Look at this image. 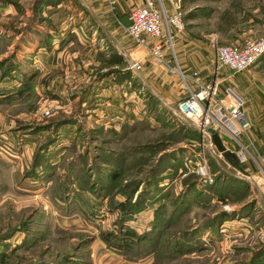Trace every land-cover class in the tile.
Wrapping results in <instances>:
<instances>
[{"label": "rangeland", "instance_id": "rangeland-1", "mask_svg": "<svg viewBox=\"0 0 264 264\" xmlns=\"http://www.w3.org/2000/svg\"><path fill=\"white\" fill-rule=\"evenodd\" d=\"M45 1L0 0V264H264V165L240 163L225 133L230 158L195 129L194 137L173 129H193L175 105L190 87L186 77L208 79L213 65L197 70L215 46L264 36V0H179L183 28L166 64L126 35L121 0ZM109 49L139 65L126 69L134 84L102 75ZM217 71L234 79L241 109L264 104V53L241 72ZM61 124L63 148L44 172L33 166L37 148ZM163 153L173 162L165 158L155 173ZM107 168L123 171L121 180L106 179ZM129 181L136 191L116 190ZM108 183L103 199L81 189ZM125 197L137 200L125 224L148 237L127 253L101 238L118 217L108 199ZM220 211L228 216L217 225Z\"/></svg>", "mask_w": 264, "mask_h": 264}, {"label": "built area", "instance_id": "built-area-1", "mask_svg": "<svg viewBox=\"0 0 264 264\" xmlns=\"http://www.w3.org/2000/svg\"><path fill=\"white\" fill-rule=\"evenodd\" d=\"M106 1L110 5L115 2ZM164 1L142 0L139 6L129 10L128 24L124 27L126 35L132 41L145 47L153 60L162 64L169 62L166 58L167 48L172 49L173 37L183 28L179 0H166L172 7L170 13L165 9ZM162 38L163 41L160 40ZM263 52L264 36L244 39L236 44L218 45L215 46V65L216 68L225 66L233 73H238L252 65ZM130 67L138 69L139 65L131 63ZM180 75L183 77L181 73ZM186 79L190 87L185 83L186 95L175 105L177 115L189 121L203 140L208 138L210 128L225 133L235 142L233 150L240 163L251 159L254 163L264 165V155L255 153L250 142L240 139L249 129V122L235 91L226 87L219 94L218 83L213 78ZM43 113L48 115L49 110L45 109Z\"/></svg>", "mask_w": 264, "mask_h": 264}, {"label": "trees", "instance_id": "trees-1", "mask_svg": "<svg viewBox=\"0 0 264 264\" xmlns=\"http://www.w3.org/2000/svg\"><path fill=\"white\" fill-rule=\"evenodd\" d=\"M51 2V0H46L44 3L45 4H49ZM40 3H43L42 1H40ZM234 5V4H233ZM222 13V19L224 20L225 18H227L228 14L225 11V14ZM192 15L191 13L189 14V16ZM246 15H248V13H246ZM245 17V16H244ZM222 20V21H223ZM126 24H128V20L126 22ZM110 50V54L109 56L103 60L102 62V66L107 68V71L102 73V75H108L111 74L112 78L115 81H118L119 83L122 81H129L131 84H134L133 79H130V74L127 70H121V68L124 66V61L122 59V57L115 51H113V49H109ZM264 53V52H263ZM262 53V54H263ZM261 54V55H262ZM3 66V63H0V68ZM101 76V75H99ZM28 80L29 78L24 77L23 76V80H22V84L24 85V88H26L28 86ZM20 89L15 91L13 94L15 95H21L23 93V91L25 89ZM12 93L7 94L6 96L3 97V99H1V101H5L7 98H9ZM158 103V102H157ZM148 105V107L150 109H155L157 108V104H156V100H154V98L150 97L148 98V101L146 103ZM125 122H127L126 120L122 123L123 125H125ZM66 126V124H61L59 126H56L55 129H53V131H51V134L46 138V140L44 141L43 145L39 146L37 148L36 151V155H35V160L33 162V166L34 167H41L44 172L52 167V163L49 160V158H53V156H55L56 151L60 150L63 148V146H61V139L62 138H66L63 135V127ZM122 126V125H121ZM120 126V127H121ZM173 129L177 132L180 133L181 131L185 132V130L188 131V133H182V136H192L194 137L196 135V131L194 129H192L191 127H174ZM180 131V132H179ZM109 133L112 134L113 136H119V132H117L115 129H109ZM65 134V133H64ZM66 136H68L69 134H65ZM69 138V137H67ZM189 139V138H188ZM57 144H60L58 147H56ZM52 156V157H51ZM172 156V157H171ZM165 158H168V160H170L171 162H173V155L171 154H167V153H163L161 155L160 158H158V161L155 163V165L153 166L154 168L152 169L153 172L158 173V171L163 167V163L165 162ZM165 164V163H164ZM107 172L105 173L106 179H108L110 182H116L118 179L121 180L120 174L121 172L123 173V171L119 170V169H112V168H107L105 169ZM161 171V170H160ZM83 183V180H82ZM141 184L144 183V180L142 179L140 181ZM112 184L113 183H108V185H104L102 186V184L97 185L94 188L90 187L87 188L84 185L81 187V189H85L88 190L91 194H94L95 197L99 198V199H103L102 193L100 192V190L105 191V197L107 196V189L108 192H112ZM137 184H134V181H129L128 183H126V185H123L120 188H117L116 190H118L119 192L124 191L126 188H128V190L131 192L136 191ZM90 189L92 191H90ZM100 192V193H99ZM141 193V191L139 193H137V196H139V194ZM104 195V193H103ZM138 198V197H137ZM222 198V197H219ZM136 201L134 202H129L128 199L123 200H118V201H114L112 198L108 199V204L106 205V209L108 211H115L117 212V219L113 220L110 226V229H105L104 231H102L101 234V238L103 240V242L108 245L109 247L113 248L116 251L119 252H124L127 253L130 251H134V247L138 248L140 245L145 244V242H147V238L146 235H144L143 233H138L136 232L134 229L130 228L128 225L125 224V222L127 220H129V216L132 215V213H134V206H136ZM228 215H226V213H224L223 211H220L217 213V222L216 224L219 225L221 223V221L227 219ZM216 224L214 226H216ZM136 250V249H135Z\"/></svg>", "mask_w": 264, "mask_h": 264}, {"label": "crops", "instance_id": "crops-1", "mask_svg": "<svg viewBox=\"0 0 264 264\" xmlns=\"http://www.w3.org/2000/svg\"><path fill=\"white\" fill-rule=\"evenodd\" d=\"M121 1H122L123 6L128 11L135 6H139L142 3V0H121ZM116 2H117V0H115V3ZM138 47L139 46L137 45L136 48H138ZM143 49H145V48H143ZM38 52L39 51H37V52L34 51L32 53L33 56H36V57L39 56ZM108 52L110 54V51H108ZM122 59L124 61L125 70L127 69L128 65L131 62H135L129 58H127V59L122 58ZM136 61H138V60H136ZM201 61L206 62V60L205 61L201 60ZM258 63H259V61H258ZM258 63H256L253 66H256ZM187 64L188 63H182V65H181L185 72L193 73V71H191L192 69L197 70V67H193L191 65L188 66ZM212 65H213V69L215 71L213 69L210 72L207 71V77H208V79L209 78L215 79V81L218 83L219 94H222V91L226 87H232L233 89H234V87L236 88L237 84H234V79H230L229 75H222L219 71H217V70H219L220 67L216 68L215 54L213 55V60H211V62H209V64L206 63L205 65H202L201 68L198 69L197 71L200 72L203 70L204 71L208 70V68H210V66H212ZM236 76L238 77V75H236ZM109 77L110 76H108L107 78H109ZM232 78H233V76H232ZM111 82L114 83L113 80ZM223 83H224V85H223ZM236 93H237V91H236ZM242 111H243L246 119L249 122V129L246 131L245 135L242 136L240 139L242 141H245V142H250L252 144V148H253V151L255 153H257L259 155H264V104L257 105L255 103H250L247 105L244 103ZM210 129H212V128H210ZM221 133H223V132H221L218 129H212V132L209 131V133H208V139L210 140V142H212V145L215 147V150L217 151V153L219 155H221V156L223 155L224 157L226 156L227 158H230V154H231L230 150L226 146L225 142L222 140Z\"/></svg>", "mask_w": 264, "mask_h": 264}, {"label": "water", "instance_id": "water-1", "mask_svg": "<svg viewBox=\"0 0 264 264\" xmlns=\"http://www.w3.org/2000/svg\"><path fill=\"white\" fill-rule=\"evenodd\" d=\"M209 131H211V132H212V129H209Z\"/></svg>", "mask_w": 264, "mask_h": 264}]
</instances>
